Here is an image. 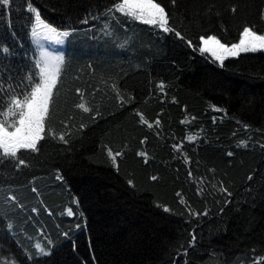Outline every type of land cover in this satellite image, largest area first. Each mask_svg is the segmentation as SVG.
<instances>
[{
    "label": "trees",
    "instance_id": "16d2710c",
    "mask_svg": "<svg viewBox=\"0 0 264 264\" xmlns=\"http://www.w3.org/2000/svg\"><path fill=\"white\" fill-rule=\"evenodd\" d=\"M31 2L53 26L77 29L67 38L68 64L52 105L57 135L69 132L70 144L46 136L38 154L23 153L28 167H0V264H20L21 245L35 255L34 243L47 248L46 239L53 241L52 254L39 258V264H253L264 255V52L241 53L221 68L174 36L127 18L107 35L103 21L81 23L112 0ZM230 5L237 6L235 15ZM161 6L194 44L202 34L236 42L245 22L264 30V0H176L174 9L163 0ZM210 6L213 11L206 14ZM32 22L25 0L0 7V43L11 51L7 59L0 53V72L10 73L14 85L35 50ZM161 81L163 94L157 87ZM77 88L92 114L76 107L81 102ZM181 142V150L174 151L172 144ZM109 148L123 153L118 172L107 157ZM57 170L63 180L56 179ZM153 175L157 181L150 179ZM129 178L135 190L128 187ZM220 187H227L231 197ZM10 194L23 209L5 199ZM180 199L193 213L207 209L208 215H189ZM164 206L171 211L164 212ZM68 207L77 215L69 217ZM193 231L196 241L190 247Z\"/></svg>",
    "mask_w": 264,
    "mask_h": 264
},
{
    "label": "snow or ice",
    "instance_id": "6c2138e0",
    "mask_svg": "<svg viewBox=\"0 0 264 264\" xmlns=\"http://www.w3.org/2000/svg\"><path fill=\"white\" fill-rule=\"evenodd\" d=\"M26 12L31 14L34 18V22L31 25V37L36 44L33 56L29 57L28 64L30 67H26L22 74H18L19 78L15 81V85L12 83L13 76L6 70L0 72V167L11 164L16 171H19L21 166L28 167L27 161L23 158L24 152H31L38 154L40 152L41 141L46 140V136L49 139H58L64 145L70 144V133L67 131L60 132L57 135V131L53 126V119L55 113L52 111V105L54 103V96L58 90L62 74L67 68L68 62L66 61L65 54L63 52L49 51L44 44L40 42L39 38L44 40L63 43L65 38L72 36L77 32L76 28H69L68 30H61L58 27L53 26L42 18L39 7L33 5L31 0H25ZM156 0H112V2L105 6L103 9L98 10L96 13L85 16L82 20V24H88L89 19L92 21H103L101 31L106 35L112 31L113 25H119L121 19L127 18L130 21L139 22L144 25H148L154 30H158L161 34H169L174 36L177 40L183 41L190 49L198 52L201 56L208 55L214 62H217L221 68L224 67L225 61L229 58H239L241 53H256L264 52V30L258 29L255 24L244 23L242 30L239 32L237 42H228L226 39L222 42L221 38H218L216 34H202L197 38V43H193L191 37L186 36L181 28H178L174 22L170 23L172 19L169 13L162 7ZM13 0H0V7L11 8ZM171 8L176 6V0H170ZM171 10V9H170ZM213 11V6H210L206 14H210ZM228 11L235 15L237 13V6L230 5ZM119 14V15H117ZM215 14L220 15V11L216 10ZM10 15V14H9ZM260 20L264 22V9L260 12ZM11 21L9 20V25ZM223 28V25H221ZM96 25H92V29H95ZM225 35L227 29H223ZM121 44V47H124ZM0 53L7 59L11 55L10 48L3 43H0ZM5 75L7 76V84L4 83ZM159 91L163 94L165 90V83L161 81L157 85ZM112 88L116 91L117 97H119L121 105H123V97L120 96L119 90L116 89V85L113 84ZM76 92L81 96V102L76 105L77 108L82 109L84 113H93V108L86 105L83 101V93L79 88ZM22 97V98H21ZM216 111L224 112V109H215ZM140 122L147 125L149 128L152 124L144 117L142 112L137 111ZM99 115V111L95 112L91 118L94 120L95 116ZM192 119H195L194 117ZM215 121V117H213ZM186 120H182L181 123H186ZM161 122L159 119L155 120V124L159 125ZM67 127V125H65ZM81 128L86 127L85 124L80 125ZM247 127V126H245ZM68 137V138H66ZM187 140H193V136L186 137ZM241 145L247 147L245 141L240 142ZM183 147V142L173 143L172 149L179 152ZM264 147V145H262ZM122 152H113L111 148L107 150V157L110 159L113 167L119 171L118 158L122 156ZM140 157L145 158L147 162V153L141 151L138 153ZM227 155L231 157L232 152H228ZM187 161V155L183 157ZM214 171V169L210 170ZM191 170L188 171L189 178H192ZM57 180H63V176L57 170ZM152 181H157L158 176L153 175L150 177ZM202 179V178H201ZM253 177L248 176V180L251 181ZM128 187L135 190L136 184L132 178L126 181ZM196 183V181H194ZM222 184L223 182H218ZM215 188V186H213ZM202 191L199 183H197V192ZM31 192L36 194L37 188L33 186ZM219 192L231 197L232 193L227 187H220ZM177 195H180L179 193ZM6 200L14 203L20 209L24 208V205L19 202L18 198L14 194L6 195ZM181 204L185 205L188 209L189 215L195 214L196 216H207L208 210L205 209L202 212L196 211L193 213L191 207L184 199H180ZM230 203V201H225ZM74 203L79 208L80 199L76 197ZM33 213L38 214L37 208L31 209ZM164 212H170L171 209L167 206L163 207ZM223 208H221V212ZM67 215L73 217L77 215V212L73 211L72 207L66 209ZM51 214V213H49ZM78 215L83 218L84 226H87V218L83 211H79ZM78 230L81 228V224L77 223L75 226ZM7 229L12 230L13 224L8 223ZM43 235V230H39ZM64 237H68V232H63ZM196 241L195 231H193L190 247H193ZM47 248L37 241L33 247L35 255L31 254L24 249L21 245V256L19 257L20 264H39V258L48 257L52 254L53 241L46 239ZM73 250L75 251V242L73 241ZM255 251V250H253ZM185 255L187 250H185ZM89 259L95 261V256L90 254ZM80 264H89L88 260H81ZM253 264H264V255L258 256L253 260Z\"/></svg>",
    "mask_w": 264,
    "mask_h": 264
},
{
    "label": "rangeland",
    "instance_id": "374dc122",
    "mask_svg": "<svg viewBox=\"0 0 264 264\" xmlns=\"http://www.w3.org/2000/svg\"><path fill=\"white\" fill-rule=\"evenodd\" d=\"M40 42L45 45V47L52 52H63L65 54V48L67 45V38H65L63 43H55L51 41L44 40L43 38H39ZM33 46L36 49V44L33 42V38L31 37ZM238 41V40H237ZM236 41V42H237Z\"/></svg>",
    "mask_w": 264,
    "mask_h": 264
}]
</instances>
